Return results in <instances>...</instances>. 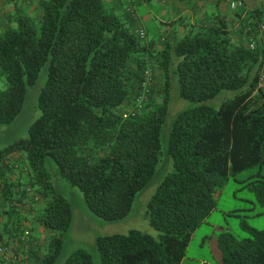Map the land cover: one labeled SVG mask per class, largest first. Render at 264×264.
Instances as JSON below:
<instances>
[{
    "label": "trees",
    "instance_id": "trees-1",
    "mask_svg": "<svg viewBox=\"0 0 264 264\" xmlns=\"http://www.w3.org/2000/svg\"><path fill=\"white\" fill-rule=\"evenodd\" d=\"M0 1L11 7L0 30V125L20 114L27 86L36 83L47 64L37 96L40 116L26 138L0 152L5 218L0 239L6 246L26 247L21 238L30 219L22 206L35 201L41 205L35 221L48 242L43 254L15 251L19 263L33 257L35 264H54L60 257L72 213L53 188L47 158L80 190L96 217L108 222L127 217L162 161L161 135L171 87L177 85L179 97L193 106L172 123L171 171L146 204L145 217L157 238L132 230L98 237L95 245L102 264H182L193 232L215 208L219 189L229 178L264 164V46L257 39L264 4L235 9L230 17L214 14L213 22L194 25L183 35L173 29L157 48L153 38L135 36L106 0H38V19L24 12L23 0ZM247 29L253 49L246 43ZM134 59L136 71L130 67ZM151 60L160 74L161 101L141 113L121 114L128 81L140 84ZM221 92H227L225 100L212 106ZM100 150L104 153L93 154ZM14 155L26 182L11 179L18 167L9 161ZM249 232L239 240L220 236V264H264V230ZM6 263L0 258V264ZM64 264L92 260L78 250Z\"/></svg>",
    "mask_w": 264,
    "mask_h": 264
},
{
    "label": "rangeland",
    "instance_id": "rangeland-1",
    "mask_svg": "<svg viewBox=\"0 0 264 264\" xmlns=\"http://www.w3.org/2000/svg\"><path fill=\"white\" fill-rule=\"evenodd\" d=\"M225 1L227 2L228 0H219V5L226 4L228 9H230L227 10V12H230L227 16L230 17L234 12L229 7L228 2L226 3ZM135 3L128 2L127 0V6L123 10L127 17L132 15L135 18L138 13L135 9L137 3ZM262 3L264 4V0H255L254 4L257 7L261 6ZM151 5H154V3ZM22 7L28 15L37 19L40 17L38 0H23ZM10 9L11 7L9 5H5L0 1V30L6 25V15ZM134 10L137 11L136 14ZM120 16L124 17L123 15ZM126 19L124 18L125 21ZM234 27L236 26L234 25ZM163 42L164 39L160 43ZM136 63V59L132 60L130 64L131 70L136 71ZM145 65L146 68L142 79L146 77V88L143 89L141 83L139 84L135 80L130 79L128 81L127 89L129 97L119 109V112L123 115L133 112L141 113L146 111L152 103L161 101L162 88L160 86V74L152 60L147 61ZM46 76L47 64L41 69L36 83L32 86H27L25 101L20 114L14 121L0 125V152L15 141L26 138L29 126L40 116V111L37 108V96L44 86ZM150 89H153V92L150 93ZM177 92V85L176 87H171L167 119L161 135L162 161L156 167L155 175L148 186L135 198L131 212L124 219L116 222H108L96 217L87 207L80 190L71 186L57 173L56 166L51 158L46 159L45 170L50 175L53 188L57 194L70 204L72 213L70 225L63 236L62 253L54 264H64L67 257L78 250L88 253L91 257L92 264H102L95 245L98 237L125 235L132 230H136L157 238L158 233L149 226L145 217L146 204L165 174L171 171L172 164L167 154V147L172 123L179 112L193 106L189 102L181 99ZM226 96L227 92H221L212 101V106L214 104L215 106L220 104L225 100ZM103 153L104 150L93 152L94 155ZM9 161L11 163L13 162V164L16 163L18 166L10 173L11 179L16 180L20 177L19 170L23 166L18 155L12 156ZM20 179L22 182L27 181L25 177H20ZM27 187L25 186L26 189ZM263 190L264 164L229 178L216 194L215 208L193 232L188 242L189 244L182 264H220L222 258L218 242L220 236L231 234L239 240L250 237L249 230H264ZM40 206L35 201L33 203L32 201H28L22 206V212L26 213L28 218L30 216V220L23 227L24 230L29 231L30 236L25 240L23 239L27 244L24 249L21 246L19 249L8 246L13 251H17L18 253L27 248L36 249L39 254H43L45 244L48 242V234L35 221L36 217H38ZM4 220L5 218L1 216L0 233L2 232L1 227L4 225ZM24 264H35L34 258H27L24 260Z\"/></svg>",
    "mask_w": 264,
    "mask_h": 264
},
{
    "label": "crops",
    "instance_id": "crops-1",
    "mask_svg": "<svg viewBox=\"0 0 264 264\" xmlns=\"http://www.w3.org/2000/svg\"><path fill=\"white\" fill-rule=\"evenodd\" d=\"M120 15H123L124 18H127V24L132 30L135 36H142V39L147 37L153 38L156 42V47H162L163 39L166 38L167 34L170 33L173 29L183 35L188 29L192 26L201 24V23H211L213 22L212 16L214 14H229L227 12L228 7L225 5H219V0H153L154 5L145 4L142 0H132L136 2L134 12L136 14L135 18L124 13V8L127 6V0H106ZM228 0V5H229ZM226 2V1H225ZM226 2V3H227ZM255 0H245L244 8L238 9V12H241L242 9H253L255 8ZM156 4V6H155ZM150 5V7H149ZM154 9V10H152ZM217 12V13H216ZM232 12V11H231ZM125 14V15H124ZM234 15V13H232ZM183 21V25L175 26L171 25L176 21ZM232 22V27L236 25L235 21ZM262 37V36H261ZM260 35L257 36L258 41L261 39ZM235 40H239L238 35H234ZM240 42H245V40ZM1 210H2V201L0 200V222H1ZM23 211V209H22ZM26 215V213H24ZM23 214V215H24ZM27 216V215H26ZM30 218V216H29ZM27 216V219H29ZM25 222V224H27ZM7 264V263H6ZM10 264V263H9Z\"/></svg>",
    "mask_w": 264,
    "mask_h": 264
},
{
    "label": "built area",
    "instance_id": "built-area-1",
    "mask_svg": "<svg viewBox=\"0 0 264 264\" xmlns=\"http://www.w3.org/2000/svg\"><path fill=\"white\" fill-rule=\"evenodd\" d=\"M128 2H132V0H128ZM245 6V0H230L229 1V7L232 10L243 8ZM249 29L245 31L247 33L246 38H247V44L248 46L253 49L255 45V41L252 35H248ZM259 34L262 36L260 39V43L264 46V20L259 24ZM142 34L140 36V39H142ZM263 61H264V55H263ZM263 67V66H262ZM146 78V77H145ZM143 79L141 82V85L143 86V89L146 88V79ZM260 85L264 87V67H263V73L260 79ZM29 231L24 230L23 231V236L22 240L29 237ZM0 258L3 259L6 262H9L10 264H20L18 257L15 254V251L10 249L6 244L0 239Z\"/></svg>",
    "mask_w": 264,
    "mask_h": 264
},
{
    "label": "clouds",
    "instance_id": "clouds-1",
    "mask_svg": "<svg viewBox=\"0 0 264 264\" xmlns=\"http://www.w3.org/2000/svg\"><path fill=\"white\" fill-rule=\"evenodd\" d=\"M239 9H241V8H239Z\"/></svg>",
    "mask_w": 264,
    "mask_h": 264
}]
</instances>
